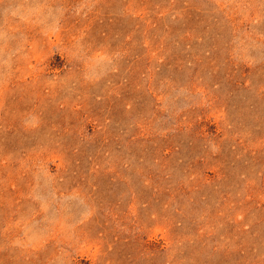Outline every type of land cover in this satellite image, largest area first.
Returning a JSON list of instances; mask_svg holds the SVG:
<instances>
[{"label":"rangeland","instance_id":"obj_1","mask_svg":"<svg viewBox=\"0 0 264 264\" xmlns=\"http://www.w3.org/2000/svg\"><path fill=\"white\" fill-rule=\"evenodd\" d=\"M0 264H264V0H0Z\"/></svg>","mask_w":264,"mask_h":264}]
</instances>
